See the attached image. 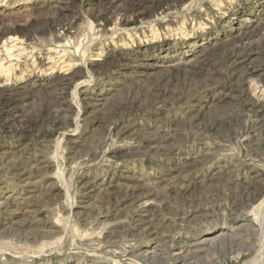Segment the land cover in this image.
<instances>
[{
    "label": "rangeland",
    "instance_id": "rangeland-1",
    "mask_svg": "<svg viewBox=\"0 0 264 264\" xmlns=\"http://www.w3.org/2000/svg\"><path fill=\"white\" fill-rule=\"evenodd\" d=\"M263 221L264 0H0V264H264Z\"/></svg>",
    "mask_w": 264,
    "mask_h": 264
},
{
    "label": "bare ground",
    "instance_id": "bare-ground-1",
    "mask_svg": "<svg viewBox=\"0 0 264 264\" xmlns=\"http://www.w3.org/2000/svg\"><path fill=\"white\" fill-rule=\"evenodd\" d=\"M195 65V64H194ZM181 74V73H180ZM157 85V84H156ZM165 92V91H164ZM154 94V93H153ZM160 96V95H159ZM158 97V96H157ZM163 98V97H162ZM11 102V101H10ZM157 102V101H156ZM166 102V101H165ZM14 103V102H13ZM10 119V118H9ZM65 128V127H64ZM145 200V199H143ZM149 201V200H148ZM144 202V201H143ZM147 205V204H146ZM145 206V205H144ZM145 210V209H144ZM258 233L260 235V240H261V244L263 243L264 241V221L263 223L261 224L259 230H258ZM215 240V239H214ZM211 241H213L212 239L210 238H205L204 241H202V243L204 244H209Z\"/></svg>",
    "mask_w": 264,
    "mask_h": 264
}]
</instances>
